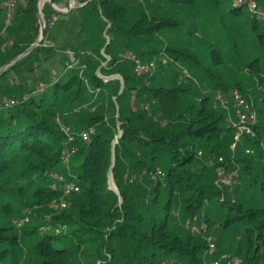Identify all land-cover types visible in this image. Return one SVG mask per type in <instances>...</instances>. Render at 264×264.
Masks as SVG:
<instances>
[{
	"label": "trees",
	"instance_id": "1",
	"mask_svg": "<svg viewBox=\"0 0 264 264\" xmlns=\"http://www.w3.org/2000/svg\"><path fill=\"white\" fill-rule=\"evenodd\" d=\"M23 1L16 5L7 33L12 44L3 47L0 40V69L8 65L0 73V215L14 211L4 195L17 175L28 177V188L19 187L14 194L21 200L30 193L38 209L34 220L28 217L23 223L20 236L0 223V264H210L206 240L183 229L193 217L219 229V245L224 232L231 233L235 245L227 252L240 264H264V92L255 88L264 87V21L247 13L250 50L244 60L238 56L223 63L212 50L211 66L205 67L188 45L167 44L161 37L164 32H207L219 0H209L208 13L201 0H75L78 6L67 14L46 3L45 19L58 18L53 32L45 30L54 46H37L15 60L39 34L40 0ZM227 1L228 12L238 16L243 8ZM75 12L78 17L71 22ZM0 18L1 30V10ZM96 26L98 36L93 33ZM232 38V50L238 52V35ZM44 51L42 60L33 56ZM124 51L141 63L155 60L153 74L136 75ZM66 52L78 60L75 67H67ZM163 55L173 62L161 63ZM32 56L38 73L30 84V71L21 66ZM47 61L56 62L52 76L41 64ZM178 63L188 66L194 80L178 84ZM229 64L249 78H236L232 70L225 73ZM16 69L25 74L26 85L3 89V76ZM233 89L253 104L258 124L255 136H242L232 152L234 131L226 124V112L213 107L212 94ZM89 91L103 99V109H81L91 97ZM9 102L13 104L7 106ZM69 114L76 116L66 129L76 152L63 163L66 134L60 122L67 128L64 118ZM89 129L94 134L84 142L80 134ZM201 150L204 162L198 159ZM219 156L227 170L238 173L233 193L215 183ZM209 158L216 159L213 165L207 164ZM110 170L115 189L109 183ZM157 170L163 175L153 179ZM52 174L73 182L78 191L65 197L66 208L45 221L48 206L63 197ZM17 211L22 214L23 207ZM52 225L67 231L43 232ZM22 238L28 253L20 262Z\"/></svg>",
	"mask_w": 264,
	"mask_h": 264
},
{
	"label": "rangeland",
	"instance_id": "2",
	"mask_svg": "<svg viewBox=\"0 0 264 264\" xmlns=\"http://www.w3.org/2000/svg\"><path fill=\"white\" fill-rule=\"evenodd\" d=\"M3 1L4 0H0V3H2ZM136 1L140 2L142 0H136ZM43 2H44V5L46 3L50 4V0H43ZM208 2H209V0H201V5H200L202 8H204L206 13H208V11L210 9V5L208 4ZM69 3H70V0H65L64 2L60 3V5H57V6L54 5V6L57 9L65 12L68 9ZM23 4H24L23 0H18L17 6L23 5ZM44 5L42 6V13H41L42 24H44V30L50 29V31H52L55 29V24H56V21L58 20V18H56L55 16H51L50 19H45L44 14H43ZM77 6H78V3L74 0L71 10ZM230 7H231V4L229 3V1L219 0L218 8H217V10H215V14L212 17L213 18L212 19L213 24L207 32H205L203 30H199L198 31L199 34L196 33L194 36H190V35H187L186 33H182V32H178V33L164 32L162 34L161 40H163L164 43H167V44L175 43V44H178L179 46H181V44L182 45L184 44L186 46L188 45L190 47V49L198 56L199 60L201 61V64L204 65L205 67L211 66L209 64H210V59H211L210 53H213L212 50L216 51L215 53H217L222 58L223 63H225L226 60L231 58V57H238L239 56L242 60H244L246 57V55H244V54H247V51L250 50L249 43H248L249 37L248 36L246 37L247 29H246V27H244L248 21V15H247L246 10L243 9L240 11L238 16H233V14H230L228 12V9ZM83 13L84 12L81 13V16H84ZM86 14L88 15V13H86ZM39 15L40 14L38 11V4H37L36 16H37V21H38V25H39V34H38L36 42L38 41V38L40 35ZM77 17L78 16L75 12L73 15L70 16L71 22H74L75 18H77ZM4 20H5V17L3 18V21ZM1 22L2 21L0 18V26H1ZM91 22L93 24H97L98 19L91 17ZM13 23H14V21H12L11 25H13ZM2 25H3V22H2ZM5 25L6 24L4 23V26H2V28L0 30V40H3V47H9L12 44V39L7 36V33L9 34L12 26L9 25L6 29L7 31L4 30V36H3V29H4ZM47 25H48V27H47ZM60 25H63V23ZM65 25H67V23ZM98 30L99 29L96 26L93 30V33H95L94 36H98ZM65 33H66L65 31L61 32L59 39H64ZM232 34L238 35V39H237V42L239 43L238 47H237L238 52H236L235 49H234V51L232 50V46L234 45V42H235L232 38ZM44 41L45 42H44L43 47L52 48L54 46L53 42H51L50 39H48V36H46V35L44 36ZM45 51L42 52L41 54L38 53L37 56L35 54L33 56L37 57V58L39 57L40 60H42L41 56L43 54H46ZM66 53L68 54V59H69L67 61V63H68L67 67L68 68L75 67L78 63V60H73V58L70 57L71 53H69V52H66ZM125 53H126V51H124V53L122 54L123 57H124ZM87 54L88 53L85 52V55H87ZM58 55L59 56L57 58V61L61 60L60 58H61L62 54L59 53ZM33 56L28 58L27 60H25L23 62L24 64L22 63L23 65L21 66L22 70L30 71L26 74L27 77H29L31 79L30 84L33 83V80H35L33 78L36 77V75L38 73V70H37L38 65L35 63ZM107 59H109V58H107ZM171 61L173 62L172 59H171ZM41 64L43 66H45V68H47V70H49L50 73L47 71V75L51 74V76H52L56 73V71L54 69L56 62L50 64V61H47L46 65H45V63L43 64V62ZM175 65H177V64H175ZM229 65L230 66L227 68V71L225 73H229V71L232 70L233 73L237 74L236 78L237 77L240 79H243V78L248 79L249 78V75H247L246 72L240 71L237 68L232 67V64H229ZM21 69L12 70L11 72H8L7 74H5V76H3V89H6V87H9L11 85L15 86V88H17V87L19 88V86H18L19 84L26 85V84H24L25 74L21 73V72H23ZM177 69L179 71L178 72L179 76L181 75L182 70H185L188 73V76H185L181 79L178 76V78H177L178 84L187 83L189 81L194 80L193 75H192L193 73H191L188 66L181 65L178 63ZM59 70L62 71L61 66H59ZM220 71L224 72L225 71L224 67H222L220 69ZM197 85H200V84H197ZM261 86L262 85L257 84L255 86V88L260 92L259 88ZM89 92L91 93V97L86 102V104L83 105V108H81V109L82 110L85 109L86 111H88L87 109H89V110H91V112L92 111L95 112L97 110L103 109V107L105 105V102L103 101V99H100L98 101L97 92H95V91H89ZM263 92H264V87H263V90L261 91V93H263ZM2 106H3V104H0V107H2ZM257 108H261L260 105H257ZM217 109H221V110L226 112V124L229 125V119H227V118L229 115H233V113H232L233 111L232 110H226L225 108H222L219 105L217 106ZM231 117H232L231 120H234V117L233 116H231ZM75 118H76L75 115H70V114L67 115L64 118V121L67 122V124H66L67 128L65 127V125L62 122H60V126H61L62 130H64V131H66V129L69 130L70 124L72 123L73 119H75ZM114 141H116V138ZM240 141H241V139L239 140V143H240ZM199 152H200V154H198V159H199V161L204 162L205 161V158H204L205 154L202 150ZM216 159L218 161V158H216ZM216 159L210 161L211 158H209L208 161H206V162H207V164L213 165L215 163ZM263 161H264V159H263ZM27 183H28V177L27 176L23 177V176L17 175V176H13L11 178V180L8 182V185L5 186L7 189H11V191H9V193H6L4 196H5V201L10 203L14 207V211L9 216L8 215H4V216L0 215V223L2 225L12 227V231L19 234V236L22 233L21 230H22L23 223L28 222V221H24V219L26 217H29V220H32V219L34 220V218L36 216V215H34L36 213L35 211H37V209H38L37 206H33L31 204L33 201V197L30 195V193L24 194V196L21 198V200L17 197L16 194H14V192L17 191L19 187H24V190H26L28 188ZM53 184H55V183H53ZM235 188L236 187L234 186V187L228 188L227 190L229 192L233 193ZM21 207H23L24 211L22 212V214H19L17 210ZM62 210L63 209L51 208L49 205L48 209H47L45 221H49L50 217L52 215H56L57 213H59ZM192 223H193L194 227L196 228V232L193 233V235H195V236L200 235V237L203 240H207V242H208V238L210 237L211 241L215 245L214 252L211 253L210 255H208L209 258H207V261H211V262L217 261L218 264H227L225 256L231 254V253L229 254L227 252V249L230 245H235V243H233L235 241V240H233V235L229 232H224V234L222 235V237H224V238H223L221 244L219 245L217 243V236H218V231H219L218 228H217V230H213V228H214L213 226H211L212 228L210 227L211 229L207 228V223L202 221L200 218H197ZM53 226L54 225L44 226L42 228V230H43V232H50V233L54 232L56 234L65 233L67 231V228L65 226H59V225H57L55 227H53ZM183 229H184V227H183ZM184 231L187 232V230H185V229H184ZM20 247L22 250L20 253L21 257H24L25 254L27 256L28 245L23 238L20 241ZM217 251H222V252H220V254L217 255ZM26 256L24 258H21V259L19 258L20 262L25 261ZM22 259H24V260H22Z\"/></svg>",
	"mask_w": 264,
	"mask_h": 264
},
{
	"label": "built area",
	"instance_id": "3",
	"mask_svg": "<svg viewBox=\"0 0 264 264\" xmlns=\"http://www.w3.org/2000/svg\"><path fill=\"white\" fill-rule=\"evenodd\" d=\"M233 6L238 8H243L249 14L250 17L255 18L256 20L264 21V0H230ZM18 0H4L0 3V10L4 13L5 17V27L4 30L11 25L14 12L17 5ZM124 58L129 59L134 64V71L138 76L149 77L153 74L156 62L155 60L148 61L146 63H141L135 54L132 52H126ZM161 63H166L168 60L171 61L168 57L163 55L160 57ZM172 62V61H171ZM183 76H188V73L185 70L181 71V75L179 78L181 79ZM260 91L263 90L262 87L259 88ZM213 98V107H217L218 105L226 110H232L233 115H229L227 119H229V125L232 127L234 131L233 142L230 145V149L233 152L236 144L239 142L240 138L244 135L249 137L255 136V126L258 124V116L256 109L254 108L251 102H248L237 89H233L228 93H224L222 91H217L212 94ZM13 102L7 103V106H11ZM231 116L234 117V120H231ZM66 139L63 141L62 155L61 160L63 163H68L71 156L76 152V148L73 146L74 137L65 131ZM94 134L93 129H89L80 134V139L84 142L88 140V138ZM246 153L251 154L252 151L247 149ZM200 154V152L198 153ZM223 158L221 156L218 157V165L215 169V183L219 187H234L238 183V173L236 170H227L226 167L222 165ZM162 172L160 170L155 171L152 175L153 179L159 176H162ZM51 177L54 181H57L61 184L63 189V197L60 198L57 203L53 202L50 204L51 208L64 209L67 206L65 197L70 195L73 192L78 191V187L73 183L63 179V177L59 174H52ZM197 217H193V219H187L183 225L184 229L191 232L192 234L196 232V228L193 223ZM24 221H28V217L24 219ZM207 242V240H206ZM215 245L211 241V238H208L207 242V250L206 254L210 255L214 252ZM227 264H240L241 260L237 257L227 255L225 256ZM210 264H218L217 261L211 262Z\"/></svg>",
	"mask_w": 264,
	"mask_h": 264
},
{
	"label": "water",
	"instance_id": "4",
	"mask_svg": "<svg viewBox=\"0 0 264 264\" xmlns=\"http://www.w3.org/2000/svg\"><path fill=\"white\" fill-rule=\"evenodd\" d=\"M74 0H70V3H69V6H68V9L67 11L63 12L59 9H57L53 3H52V0H50V5L52 6V8L58 12V13H62V14H66V13H69L71 8H72V4H73ZM44 5V2L43 0H40L39 3H38V11H39V23H40V35H39V38H38V41L31 45L22 55H20L19 57H17L15 60L19 59L20 57L24 56L25 54L29 53L31 50H33L34 48H36L37 46H40V45H44V36H45V30H44V24H42V18H41V13H42V6ZM8 66V65H7ZM3 67L0 69V73L3 72L5 70V68L7 67ZM115 142V141H114ZM113 164V162H112ZM109 183L111 184V186L115 189L114 187V183H113V179H112V174H111V170H110V173H109Z\"/></svg>",
	"mask_w": 264,
	"mask_h": 264
}]
</instances>
